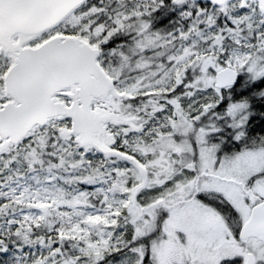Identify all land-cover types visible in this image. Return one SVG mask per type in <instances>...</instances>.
Returning a JSON list of instances; mask_svg holds the SVG:
<instances>
[{"label": "snow or ice", "instance_id": "snow-or-ice-1", "mask_svg": "<svg viewBox=\"0 0 264 264\" xmlns=\"http://www.w3.org/2000/svg\"><path fill=\"white\" fill-rule=\"evenodd\" d=\"M0 264H264V0H0Z\"/></svg>", "mask_w": 264, "mask_h": 264}]
</instances>
